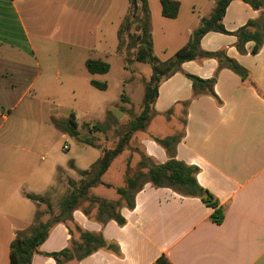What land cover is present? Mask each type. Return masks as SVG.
I'll return each mask as SVG.
<instances>
[{
    "label": "crops",
    "instance_id": "obj_1",
    "mask_svg": "<svg viewBox=\"0 0 264 264\" xmlns=\"http://www.w3.org/2000/svg\"><path fill=\"white\" fill-rule=\"evenodd\" d=\"M175 1L180 2L178 16L167 19L162 16L160 0H148L153 54L161 62L172 59L189 43L201 21L211 17L219 0ZM129 7V0H0V264H10V245L16 232L30 229L35 222L40 206L27 195L46 196L54 189L51 177L60 168L54 166L52 173L44 171L33 147H14L16 137L10 124L23 97L46 90L42 76L48 69L50 54L45 45L89 44L74 55L80 60L79 66L87 70L88 60L104 61L111 67L107 74L87 72L91 81L106 77L113 66L111 52L104 45L116 40L114 52L118 55V32ZM260 13L242 0H233L222 23L226 31L235 33L249 21L257 20ZM153 20L161 25H168L165 22L170 20L176 29L170 36H160L155 34ZM237 44L235 35L210 32L202 38L200 50L223 53L236 61L246 70L245 79L218 58L198 57L183 63L180 71L159 86L154 115L146 130L138 131L134 137L140 152H135L138 160L155 165L170 160L155 138H180L175 145V159L198 168L196 179L215 197L217 208L209 207L200 198L182 196L146 182L135 196L134 209L124 205L119 209L124 225L114 220L102 223L98 211L93 214L78 208L72 214V224L59 223L50 229L31 264H57L46 254L72 247L78 237L70 231L71 225L101 237L105 243V247L77 264H154L162 256L172 264H264V44L257 54L251 52L253 42L245 45V53H240ZM65 56L70 58L69 54ZM71 66L69 63L63 67L71 70ZM122 68L140 71L136 67ZM187 75L214 79V95L208 91L195 93ZM17 95L22 96L18 99ZM122 120L127 119L122 116ZM155 123L166 132L149 131ZM61 133L63 137L67 135ZM41 135L26 133L21 137L37 142ZM111 139L112 146L108 141L94 142L97 147L77 140L99 151L93 154L88 169L102 156L103 149L114 148L118 141ZM128 153L124 150L117 156L105 174L113 170L118 157L125 156L119 168L125 186L104 183V175L102 182L113 187L108 189L126 187ZM142 171L147 174L148 168ZM118 199L117 196L112 201ZM220 208L224 219L218 224L212 215Z\"/></svg>",
    "mask_w": 264,
    "mask_h": 264
},
{
    "label": "trees",
    "instance_id": "obj_2",
    "mask_svg": "<svg viewBox=\"0 0 264 264\" xmlns=\"http://www.w3.org/2000/svg\"><path fill=\"white\" fill-rule=\"evenodd\" d=\"M233 0H219L210 18H204L201 21L200 27L194 31L189 43L180 49L175 56L165 62L159 61L153 54V40L151 31V12L148 0H129L130 7L128 14L118 32L119 45L118 51H121L123 45L122 33L124 27L131 29L133 24H136L137 37L133 42V47L136 50L134 60L138 63L148 64L152 68L150 80L145 84L143 110L136 120L131 123L129 131L121 136L114 148L103 149L102 156L88 170L79 171V175L83 177L79 186L74 182L70 183L73 188L70 195L66 196L60 203V212L52 222H34L30 229L17 231L14 240L10 245V264H31L32 259L36 254H39V247L48 238L50 229L59 223H73V212L79 208L81 201L87 199V196L92 188L100 185H105L107 188H113L111 185H106L102 182L103 176L110 168L113 160L119 156L130 141L132 135L138 131L146 130L148 123L154 115V104L158 98L159 86L170 76L180 71L183 63L195 60L198 57L218 58L222 65L231 69L245 79L247 77L246 70L241 67L236 61L227 58L223 53H204L200 50V42L202 38L210 33L217 32L229 35H235L238 39L237 48L240 53H245V45L253 42L254 46L251 49L253 54H257L264 44V0H242L249 4L254 10L260 11V17L257 20L249 21L245 26L240 28L235 33L226 31L222 23L226 10ZM162 7V16L167 19H176L180 9V2L175 0H160ZM141 14V15H140ZM131 19L133 20L131 22ZM87 70L90 74H107L110 71V64L100 60H88L86 62ZM192 81L195 93L199 91H208L214 95L213 85L214 79L202 80L198 77L187 75ZM91 85L101 91L108 88L107 83L91 81ZM55 127L63 133L75 137L79 142L85 145H97L90 140H83L79 137L80 132L78 125L74 119L68 122L54 121ZM97 132H103L104 128L101 124H95L92 128ZM180 138L174 136L167 139L155 138V141L163 146L170 160L164 164L155 165L147 164L145 160H141V165L148 166V173H140L135 177L127 178V188H116L117 194L126 202V207L130 210L135 207V196L141 190L142 186L149 182L153 186L161 188H170L178 194L186 197L200 198L206 205L212 208H217L218 202L215 197L198 183L196 175L197 167H191L183 162L175 159V145ZM74 168V165L71 164ZM147 175V176H146ZM142 180L140 184L139 181ZM132 191V192H131ZM27 197L38 204L47 203L46 196L27 195ZM98 207V219L105 223L110 220L116 221L119 225L125 224V219L119 213L122 203L109 202L100 198L93 201ZM38 218L36 213L35 221ZM212 219L220 224L224 219V211L216 209L212 215ZM80 233L82 244L75 245L61 252L46 254L53 258L57 264H67L73 259L80 262L83 258L92 254L95 250L105 247V243L101 237L95 236L88 232L82 231L76 226ZM73 233V230L70 229ZM77 252H82L77 255ZM154 264H172L171 261L162 256Z\"/></svg>",
    "mask_w": 264,
    "mask_h": 264
},
{
    "label": "rangeland",
    "instance_id": "obj_3",
    "mask_svg": "<svg viewBox=\"0 0 264 264\" xmlns=\"http://www.w3.org/2000/svg\"><path fill=\"white\" fill-rule=\"evenodd\" d=\"M165 23H168V25H161L153 20L155 34L167 37L175 31L176 28L172 26L174 22L167 20ZM136 27V24H133L130 30L124 27L122 33L123 45L121 51H118V55L114 52L116 40L113 44L104 45L108 48L107 51L111 52L109 60L113 66V71L106 77H96V81L108 84L109 89L105 92L94 88L90 84L92 76L88 74L84 67L79 66L80 60L74 56L82 53L84 46L90 47L89 44L80 42L79 44L62 45L50 42L45 45L50 54L47 60L48 69L42 76L44 81L42 83L46 86V90L42 93L37 92L36 95L29 94L23 97L10 122L11 126H14L13 134L16 137L13 140L14 147H33L37 153V161L44 171L48 170L49 173H52L51 170H53L54 166L60 167L58 173L51 177V182H54V189L46 195L47 203L40 205L38 218L35 222L47 223L55 219L60 212V203L73 190L70 183L74 182L79 186L83 179L79 175V171L88 169L92 163L90 160L94 158L93 154H98L99 152L94 148L80 145L75 137L69 135L63 137L62 131L55 127L54 121L68 122L74 119L83 140L91 139L93 142L102 144H108L106 143L108 141L110 146H112L111 142L113 140L111 138L114 137L116 141H119L121 136L129 131L131 123L141 114L145 84L150 80L149 76L152 75V68L148 64L137 63L134 60L136 50L133 47V42L138 35ZM110 46L112 49H109ZM68 54L70 58L65 59L64 57H67L65 55ZM121 56L122 58H120ZM69 63H71L73 68L65 70L63 66ZM122 64L124 68L133 70L136 67L140 71L127 72L123 70ZM139 72L141 75H139ZM134 79H139V81L137 82L136 80L132 84ZM21 96L17 95V98L19 99ZM122 116L127 120H122ZM95 124H101L104 131L97 132L92 130L91 128ZM151 130L165 131L159 128L156 123L151 126L149 131ZM92 132H95L94 136H91ZM26 133L33 135L35 133L42 134L41 136L43 137L37 142L36 140L33 141V139L23 140L21 135ZM136 133L132 135L124 149L129 151L126 188L128 177H135V175L140 173L146 174L142 170L148 168L140 164L141 158L138 160L135 154V152L140 153L138 152L136 138H134ZM115 143L117 144L118 142ZM64 144L69 145L68 150L63 149ZM124 158L125 156L123 155L118 157L113 170L104 176V183H112L117 187L125 186L121 182L122 177L120 175ZM71 164L74 165V168L71 167ZM139 183L141 184L142 180ZM117 196L119 199L112 201ZM96 198L113 203L120 201L122 205L126 206V202L117 194L116 189L99 186L94 190H90L87 199L81 201L79 208L95 214L98 211L96 210L98 206L93 202ZM71 228L76 233V237H78L75 245L82 244L79 231H77L75 226L71 225ZM81 253L77 252L76 254L80 255ZM67 264H77V260L73 259Z\"/></svg>",
    "mask_w": 264,
    "mask_h": 264
},
{
    "label": "built area",
    "instance_id": "obj_4",
    "mask_svg": "<svg viewBox=\"0 0 264 264\" xmlns=\"http://www.w3.org/2000/svg\"><path fill=\"white\" fill-rule=\"evenodd\" d=\"M63 149L64 150H68L69 149V145L68 144H64Z\"/></svg>",
    "mask_w": 264,
    "mask_h": 264
},
{
    "label": "water",
    "instance_id": "obj_5",
    "mask_svg": "<svg viewBox=\"0 0 264 264\" xmlns=\"http://www.w3.org/2000/svg\"><path fill=\"white\" fill-rule=\"evenodd\" d=\"M109 249H111V247H109Z\"/></svg>",
    "mask_w": 264,
    "mask_h": 264
}]
</instances>
